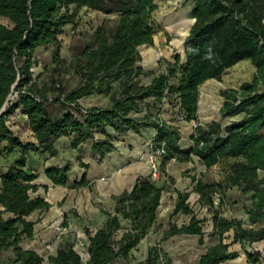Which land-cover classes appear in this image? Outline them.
I'll return each instance as SVG.
<instances>
[{
  "label": "trees",
  "instance_id": "obj_1",
  "mask_svg": "<svg viewBox=\"0 0 264 264\" xmlns=\"http://www.w3.org/2000/svg\"><path fill=\"white\" fill-rule=\"evenodd\" d=\"M189 1L194 22L183 41L184 62L180 65L176 56L167 74L155 75L138 61L140 47L154 42L156 0H0V110L11 94L18 95L0 115V144L7 142L0 155L19 151L18 158L0 173V260L4 264L44 261L41 254L22 245L34 236L35 222L29 217L51 207L42 197L31 196L38 189L35 181L39 174L27 164L29 151L56 157L57 142L68 138L71 149L82 153L86 146L102 161L129 133L148 136L150 151L161 152L162 173L172 160L184 163L197 158L206 169L222 160L234 161L222 182L194 179L190 192L175 190L168 228L159 242L147 248L143 260L132 262L133 251L161 227L158 211L164 188L151 175L137 177L130 190L114 195L112 211L101 210L103 225L86 232L85 261L76 249L77 234L68 231L59 237L55 253L48 256L50 264H172L162 242L186 235L205 243V220L190 206L191 192L210 214L209 236L216 240L196 264L235 260L240 255L233 249L235 245L244 250L248 264L262 262L260 251L245 247L264 242V177L260 175L264 173V0ZM84 6L116 18L97 28L91 43L69 62L67 67L77 80L74 87L67 90L52 78L38 83L33 70L36 50L52 46L55 71L62 72L59 36L65 26L78 25L77 11ZM242 61L255 68L252 79L238 89L221 91L220 112L235 119L225 126L215 120L198 123L189 136L191 145L181 144L179 128L163 116L167 114L163 105L170 101L166 99H175L181 120L197 122L201 85L220 80L225 71ZM142 76H151L148 84L140 82ZM94 95L104 97L106 106L83 107L80 100ZM16 109L26 118L35 144L24 143L7 126V117ZM70 170L66 163L46 169L45 175L55 186H66ZM88 185L85 175L74 183L75 188ZM231 187L250 195L244 218L223 214ZM179 216L186 218L181 224L174 220Z\"/></svg>",
  "mask_w": 264,
  "mask_h": 264
},
{
  "label": "rangeland",
  "instance_id": "obj_2",
  "mask_svg": "<svg viewBox=\"0 0 264 264\" xmlns=\"http://www.w3.org/2000/svg\"><path fill=\"white\" fill-rule=\"evenodd\" d=\"M156 2L158 8L153 14L156 29L154 42L153 45L140 47L139 52L141 54V60L138 61V65L145 71L155 75L159 73L167 74L168 65L176 63V56L180 58L179 64H183V41L188 36L193 24V20L190 16L191 3L189 0H156ZM115 18L116 16L114 14H105L85 6L80 8L77 11L78 25L76 27H72L71 25L65 26L64 32L59 36L61 41L60 56L64 60V64H62L63 71L60 73L55 71L56 63L53 62V47H39L35 53L36 64L33 67L34 75L36 78L38 77L37 82H48L52 78L65 85L67 90L74 87L77 80L72 76V73L67 67L69 62L75 55L83 50L86 44L91 43L92 35L97 28L105 23L112 24ZM180 23H182L183 27L189 28L187 35L179 33ZM254 73L255 68L252 64L249 61H242L225 71L220 80H208L202 84L199 89L200 96L197 122H186L181 120L177 111V106H174L175 99L167 98L166 100L170 101L163 105L165 112H167V114L165 113L163 116H165L164 118L166 121L171 123L172 126H177L179 128L182 135L181 144L186 146L188 142L190 143L188 135L198 123L205 124L215 120L225 126L231 120L235 119L224 117L221 114L220 110L224 101L221 91L230 88L238 89L243 82L250 81ZM150 78L151 76H142L140 77V82L148 84ZM171 83L175 84L176 79H171ZM17 96V93H13L9 96L10 100L6 103L5 110ZM169 102H171V104ZM80 103L85 108L91 106L104 107L107 104V100L102 96L94 95L81 99ZM153 112H155V110H153ZM6 124L24 143H36L35 136L30 132V128L24 121L20 109H16L13 114L7 117ZM129 143L134 144L135 151H128L129 147H131V145H127ZM6 144L7 142L1 143L0 149ZM56 147L59 154L56 157H50L47 153H42L40 150L29 151L27 154V164L35 169L37 168L36 172L42 174V162L69 163L71 164L69 174L75 176L77 180L81 179V170L84 168L81 166L80 162L87 164L88 167L97 166L96 164H98L97 162L95 163V159L92 158L94 156H92L90 150L86 146L83 148L84 150L82 153L71 149L70 139L68 138H62L61 141L56 144ZM123 150L124 155L127 156L128 154V156H131L128 160L133 163L124 169L122 168L121 170L112 172V174L110 173L102 176L99 174L97 179L93 181L92 179L89 180V185L87 187L75 188V191L54 187L41 188L39 191L41 194L54 198V200H52L54 208H52L43 219H37V216H32V220L36 222L42 220L38 225L39 236L42 235L45 230L49 231L47 233V238L43 239L40 237V243L36 244V248L39 249L40 254L44 258V264H49L48 256L54 254L56 251L58 236L63 228H66L63 232L72 231L77 234L79 241L76 245V249L80 253L83 261H85L88 255L85 250V238L82 233L85 230V232H93L95 230V219L98 214H101V210L111 211V198L114 194L121 189H126L135 175L146 173L151 175L157 185L164 188V191L161 208L158 211V220L161 227H157L152 231L149 236L141 242L138 249L132 253V262L143 260L146 256L147 248L159 242L163 233L168 228L169 216L174 209L173 207L177 197L174 190L179 189L183 192H190L194 179H202L207 182H222L229 172L230 164L234 161V159L222 160L210 169H206L197 161V158H193L192 161L184 163L172 160L165 165V171L162 173L160 169L161 158H159L157 159V176L154 177L148 136L139 135L134 141L128 139L124 142ZM18 156L19 151L17 150L8 155H0V169L7 167L18 158ZM78 156H81V161H79ZM109 161L110 160H108V162ZM72 166H75V169L76 167L79 168L80 171L79 169L78 171L72 170ZM94 168H91L90 174L88 173L89 175L95 174V172H93ZM86 171H88V168ZM260 175L264 177L263 172H261ZM38 182L40 183L41 180ZM226 194V205L222 207L223 214L229 218H244L245 209L250 204V195L241 194L237 187L229 188ZM197 198L195 193H191L189 203L199 218L205 220V243L201 245L199 244L198 237L186 235L175 236L162 242L161 246L172 258V264H196L200 255L205 252L209 245L216 241L215 238L209 236L212 230L210 214L207 212L206 208L200 207L196 201ZM174 220L177 224H181L186 218L184 216H179L174 218ZM65 224L67 227H65ZM245 248L249 251H260L262 255V262L260 264H264V242L255 243L252 247L246 245ZM233 249H237L240 255L232 264H248L244 250L239 245L233 246ZM2 260H0V263L2 262V264H4L5 261Z\"/></svg>",
  "mask_w": 264,
  "mask_h": 264
},
{
  "label": "crops",
  "instance_id": "obj_3",
  "mask_svg": "<svg viewBox=\"0 0 264 264\" xmlns=\"http://www.w3.org/2000/svg\"><path fill=\"white\" fill-rule=\"evenodd\" d=\"M192 20H193V22H194V19L192 18ZM188 31H189V28H188ZM188 31H187V33L185 34V35H187L188 34ZM239 64V63H238ZM24 117V116H23ZM24 121L28 124V122H27V120H26V118L24 117ZM28 127H29V125H28ZM30 128V127H29ZM30 130V129H29ZM30 132L32 133V131L30 130ZM191 133H192V131H191ZM191 133H189V135L188 136H190V134ZM32 135H33V133H32ZM139 135L138 134H135V133H129L127 136H125V137H123L122 139H120L119 141H117L116 142V149L112 152V153H110L109 155H107L106 156V158L105 159H103L102 161L101 160H99L98 158H96V157H92V158H94L95 159V163L97 162L98 164H96L97 166H92L93 168H94V170H93V172H95V174L93 173V174H91V175H89L90 174V170H91V168L92 167H88V171H86V169H82L81 171V174H82V177L85 175V177H86V179H87V181L89 182V180L90 179H92V181L93 180H95V179H97V177H98V175L99 174H101V176L102 175H108V174H112V172H116L117 170H121L122 168L124 169L125 167H128V166H130L133 162H131V161H129L128 159L131 157V156H128V154H127V156L126 155H124L123 154V151L125 150H123V145H124V142L125 141H127L128 139L130 140V141H134L137 137H138ZM190 140V139H189ZM61 141V139L57 142V144L59 143ZM127 145H131V147H129V149H128V151H135V146H133L134 144H127ZM189 145H191V141H190V143L188 142L187 144H186V146H189ZM139 146V145H138ZM134 147V148H133ZM140 147V146H139ZM130 152H128V153H130ZM59 155V154H58ZM135 155V154H134ZM108 160H110L109 162H108ZM64 164H66V163H64ZM64 164H62V163H58V162H56V163H46V162H42L41 163V167L43 168V173L42 174H40V172H38V174H39V177L36 179V181H35V184L38 186V189H37V191H35V192H33L32 194H31V196L32 197H38V196H40V197H42L45 201H47L50 205H51V207H50V209L48 210V211H36V212H34L30 217H29V219L30 220H32V216L34 215V216H37V219L38 218H41V219H43L50 211H51V209L52 208H54L53 207V202H52V200H54V198L52 197V196H45V194H41L39 191L41 190V188H46V187H54V188H65V189H69V190H74L75 191V187H74V183H75V181H79V180H77L76 179V177L75 176H72L71 174H69L70 175V181L67 183V185L66 186H55L54 184H53V182L50 180V179H48L47 177H46V175H45V170L46 169H48V168H51V167H61V166H63ZM71 165V164H70ZM6 168V167H5ZM5 168H1L0 169V173L3 171V170H5ZM32 168H34V167H32ZM37 169V168H36ZM36 169L34 168V170L36 171ZM78 169L79 168H77L76 167V169H75V166H72V170H74V171H78ZM79 171H80V169H79ZM86 173H87V176H86ZM89 173V174H88ZM80 174V175H81ZM97 174V175H96ZM149 174H146V173H144V174H137V175H135L134 176V178L131 180V183H130V185L126 188V189H121V190H119V191H117L116 192V194H114V195H118V194H120L122 191H124V190H130L132 187H133V185H134V183H135V181H136V179H137V177H139V176H148ZM81 177V178H82ZM39 180H41V182L39 183L38 181ZM192 189V188H191ZM44 190V189H43ZM175 190H179V189H175ZM174 190V191H175ZM181 191V190H180ZM191 193H193V192H191ZM190 193V194H191ZM197 195V194H196ZM197 197L199 198V196L197 195ZM198 198H197V203H198ZM162 200H163V195H162V198H161V203H162ZM111 202H112V209H111V211L113 210V207H114V201H113V199L111 198ZM176 202V201H175ZM199 204V203H198ZM200 205V204H199ZM174 206H175V203H174ZM201 207V206H200ZM161 208V205H160V207H159V209ZM174 208V207H173ZM33 222H35V224H34V236L31 238V239H25L23 242H22V245H23V247L25 248V249H31V250H34V251H36V252H38L39 254H40V251H39V249L38 248H36V244H38V243H40V237L41 238H43V239H45V238H47V236H48V232L49 231H47V230H45L43 233H42V235H40L39 236V229H38V225H39V223H41V221H38V222H36V221H34V220H32ZM104 221H105V215L103 214V212L101 211V214H98L97 215V217H96V219H95V230L97 229V228H99V227H101L102 225H103V223H104ZM94 230V231H95ZM86 231V230H85ZM83 232L82 233V235H83V237L86 239V232ZM93 231V232H94ZM76 234V233H75ZM55 253V252H54ZM234 260H232V261H229V262H227V264H232V263H234L233 262ZM44 262L45 261H43V264H44ZM50 264V263H49ZM226 264V263H225Z\"/></svg>",
  "mask_w": 264,
  "mask_h": 264
},
{
  "label": "built area",
  "instance_id": "obj_4",
  "mask_svg": "<svg viewBox=\"0 0 264 264\" xmlns=\"http://www.w3.org/2000/svg\"><path fill=\"white\" fill-rule=\"evenodd\" d=\"M151 154H152V157H151V162L153 163V169H152V172H153V176H157V159L161 158V152L159 151H150ZM66 228H63L60 233V235L58 236V239L59 237L64 233L63 230H65Z\"/></svg>",
  "mask_w": 264,
  "mask_h": 264
},
{
  "label": "bare ground",
  "instance_id": "obj_5",
  "mask_svg": "<svg viewBox=\"0 0 264 264\" xmlns=\"http://www.w3.org/2000/svg\"><path fill=\"white\" fill-rule=\"evenodd\" d=\"M177 24H179V23H177ZM179 26V25H178ZM178 28V27H177ZM187 31H188V28L187 27H183V25H182V23H180V28H179V33L180 34H182V35H185L186 33H187ZM202 94V93H201ZM208 99V98H207ZM202 100V99H201ZM200 100V101H201ZM212 101H213V99H212ZM216 107V106H215ZM210 108V107H209ZM206 110H208V109H206ZM209 111V110H208ZM215 111V110H214ZM206 112V111H205ZM244 260V259H243ZM242 263V262H241Z\"/></svg>",
  "mask_w": 264,
  "mask_h": 264
},
{
  "label": "water",
  "instance_id": "obj_6",
  "mask_svg": "<svg viewBox=\"0 0 264 264\" xmlns=\"http://www.w3.org/2000/svg\"><path fill=\"white\" fill-rule=\"evenodd\" d=\"M10 100V97H8L6 103ZM6 103L5 105L3 106V108L0 110V115H2L6 110H5V107H6Z\"/></svg>",
  "mask_w": 264,
  "mask_h": 264
}]
</instances>
